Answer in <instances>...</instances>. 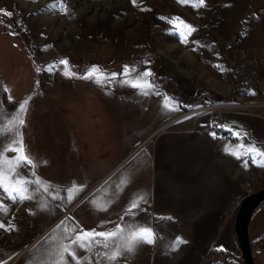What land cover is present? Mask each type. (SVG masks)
<instances>
[{"label":"crops","instance_id":"0c3cea01","mask_svg":"<svg viewBox=\"0 0 264 264\" xmlns=\"http://www.w3.org/2000/svg\"><path fill=\"white\" fill-rule=\"evenodd\" d=\"M22 47L30 55L29 48ZM33 63L30 59L29 69ZM56 81L53 93L38 75L24 93L15 95L10 88L4 92L6 103L0 105V123L6 131L23 116L25 125L20 132L26 150L37 162L36 175L56 186L61 198L53 199L41 191L35 201L13 202L0 188V223L13 226L11 231L0 228V250L11 247L10 254L0 260L23 255L38 237L61 221L65 226L60 238L66 244L76 235L73 227L100 232L116 225H146L158 231L161 236H156L153 244H141L134 252L125 253L131 259L145 260V254L152 255L157 244L156 252L161 254V239H174L175 229L186 230L189 240L200 248L197 255L201 264L212 248L234 250L231 198L239 190L240 169H254L255 165L245 159L239 146L253 145V140L244 135L229 140L218 133L213 138L199 117L177 114L179 108L173 100L165 102L153 88L143 95L129 86L127 78L121 77L114 87L110 81L100 83L75 75ZM28 96L27 113L14 117L19 103ZM165 103L174 110L164 107ZM247 129L250 132L251 128ZM8 140L0 139V147ZM232 152H238L240 158ZM7 156L11 159L16 153L10 151ZM19 171L35 179L30 165ZM73 184L78 187L69 200L63 189ZM33 188L35 185H29L30 190ZM138 194H143L145 201L134 217L126 215V208ZM259 207L250 220L256 225L250 244L254 263L264 264V216L262 220L257 217L264 205ZM33 218L38 232L34 236ZM219 230L225 232L224 239L217 237ZM110 242L123 241L118 238ZM80 250L84 251L77 248V255ZM176 255L169 248L162 257L175 260Z\"/></svg>","mask_w":264,"mask_h":264},{"label":"rangeland","instance_id":"374dc122","mask_svg":"<svg viewBox=\"0 0 264 264\" xmlns=\"http://www.w3.org/2000/svg\"><path fill=\"white\" fill-rule=\"evenodd\" d=\"M62 2L66 12L59 10L60 0H0V22L11 28V32L0 31V81L14 89L15 95L27 91L37 75L53 93L56 80L68 76L62 71L65 66L58 63L60 60L68 62L69 73L81 77L97 66L108 77L104 81H110L113 87L121 77L130 79L121 75L127 66L133 70L132 76L150 72L146 79L154 85L153 90L169 97V102L173 100L179 108L177 114L199 117L211 132L229 140L237 139L233 133L238 131L239 136L253 140V145L264 151V0H205L204 6H193L195 0H137L136 4L132 0ZM185 25L196 31L187 36V42H181L179 33L189 31ZM22 44L29 48L30 55ZM30 59L35 61L31 69ZM50 64H55V69L45 71ZM37 68L41 70L36 71ZM113 73L117 74L114 79ZM18 80V84L14 83ZM5 103L4 91L0 90V105ZM215 108L222 110L219 129L212 122L211 110ZM244 128H251L250 132ZM245 159L252 161L251 155H245ZM256 159L259 162L262 158ZM263 187L264 167L255 163L254 169L241 168L239 190L231 198L234 216L240 199ZM262 216L264 207L257 217L262 220ZM34 222L33 218V236L38 233ZM61 222L38 237L23 255L0 260V264H51L54 248L67 245L60 238L65 226V221ZM255 228V223H250L249 238ZM221 231L217 237L224 239L225 232ZM231 231L233 234V228ZM174 232V239H161V254L156 252L157 244L152 255L145 254V260L124 254L115 264H201L202 258L197 255L200 248L189 240L187 231ZM177 237L186 243L179 245L175 260L162 257ZM116 245L110 242L107 249L97 245L80 250L77 256L90 257L91 264H109L104 253L110 254ZM7 250H0V258L9 255L11 247ZM65 260L75 264L68 254Z\"/></svg>","mask_w":264,"mask_h":264},{"label":"snow or ice","instance_id":"6c2138e0","mask_svg":"<svg viewBox=\"0 0 264 264\" xmlns=\"http://www.w3.org/2000/svg\"><path fill=\"white\" fill-rule=\"evenodd\" d=\"M133 4H136L137 0H132ZM181 3H189L192 0H180ZM197 3L200 6L205 5V0H195L193 2V6H196ZM56 7L57 5H52ZM59 10L61 12H66V7L63 6L62 0H60ZM3 11V10H0ZM6 15H11V13H5ZM161 19L167 20L168 18L162 17ZM181 23H183L181 21ZM189 31L187 34L184 32H180L181 42H187V36H190L192 32L196 31L194 27L191 25H185ZM14 34V33H13ZM193 43H196L195 41ZM59 64L64 65L65 68L62 70L66 75H75L74 73H69L67 65L68 62L66 60L58 61ZM55 69V64H50L47 66L45 71L52 72ZM41 69L37 68L36 71H40ZM132 69L125 66L124 72L121 75H126L130 77L129 81H123L125 83H129V86L136 88L141 91L143 95H148L150 89L154 88V85L146 79V77L150 76L151 73L148 71L137 73L136 76H132ZM117 74L113 73L111 78H116ZM83 79H95L97 82L102 83L104 80H107L108 77L102 72L100 68L97 66H93L89 69L83 77ZM103 78V79H101ZM146 86V87H145ZM147 89V90H146ZM0 90L4 92L8 91L7 86L3 84V81H0ZM251 95H255V92L250 93ZM9 100L12 99L11 96L8 97ZM165 102H167L170 98L164 96L162 98ZM31 100V96L26 97L23 101H21L16 109V112L13 114L15 117L19 113H27L28 108L27 105ZM164 107L169 108L170 110H174L168 103L164 104ZM25 125V119L23 116H20L17 123L9 127L6 131L4 130V126L0 123V139L4 137H9L8 144L0 147V188L3 189L5 193H7L8 197L16 202L17 200L25 201L32 200L35 201L36 197L43 191L47 196H50L53 199L61 198L59 196V189L56 186H53L48 181L43 180L41 177L36 175L35 168L38 166L35 159L31 156V153L26 150V146L23 142V135L20 132V128ZM236 136H239L238 132L233 133ZM210 135L215 138V133H210ZM240 148L244 149L245 155H251V159L253 163H257L258 166L264 167V151H261L255 145H240ZM15 152L16 156L13 158H9L7 156L8 152ZM232 155H235L237 159L240 158V154L238 152H232ZM261 157V161H257L256 157ZM25 165H30L33 169L32 176L35 179H30L25 177L20 173L19 169L24 167ZM29 185H35V188L32 190L29 189ZM42 185L44 187H42ZM78 187L73 184L72 186L63 189V191L67 192L68 199L71 200L73 197L71 196V192L74 188ZM2 199V198H0ZM145 201V197L143 194H138L128 205L126 208V215L135 216V210L139 208L140 204ZM41 208H45L46 205L38 204ZM3 206L0 205V209ZM123 219V218H122ZM171 219V218H168ZM63 224V221L61 222ZM59 228L60 225H57ZM0 228H4L6 231L13 230V226L4 225L0 223ZM72 232H75L76 235L72 237L70 244H61L59 247L54 248V250L50 253L52 257L51 264H67L65 260V254L71 256L72 260L75 264H83L84 261H87L88 264H91L90 257H80L76 254V249H84L85 251L99 245L105 249L110 247V241L115 239H122V243L116 245L115 248L111 250V253H104V256L109 264H115V262L124 256L125 253H132L136 250V248L141 244H153L156 239L155 232L153 229L146 225H138L132 227H121V225H116L113 229L109 231H100L97 232L95 230L86 231L82 228L77 231L76 227L71 229ZM125 232L127 235L125 236ZM186 243L180 237H177L172 244V250L176 251L180 244ZM73 245L75 247H73ZM99 254V253H97Z\"/></svg>","mask_w":264,"mask_h":264},{"label":"water","instance_id":"95a60500","mask_svg":"<svg viewBox=\"0 0 264 264\" xmlns=\"http://www.w3.org/2000/svg\"><path fill=\"white\" fill-rule=\"evenodd\" d=\"M263 202L264 187L256 191L246 193L239 201L233 220V232L239 250L237 260L238 264H255L251 252L248 227L253 212Z\"/></svg>","mask_w":264,"mask_h":264},{"label":"trees","instance_id":"16d2710c","mask_svg":"<svg viewBox=\"0 0 264 264\" xmlns=\"http://www.w3.org/2000/svg\"><path fill=\"white\" fill-rule=\"evenodd\" d=\"M238 247H235L234 250H220V249H210L207 252L206 258L202 264H207L213 259L223 261L225 264H238Z\"/></svg>","mask_w":264,"mask_h":264},{"label":"built area","instance_id":"2783aa9c","mask_svg":"<svg viewBox=\"0 0 264 264\" xmlns=\"http://www.w3.org/2000/svg\"><path fill=\"white\" fill-rule=\"evenodd\" d=\"M0 31L1 32H11V28L3 23V22H0ZM212 111V122L214 124V128L215 129H219V126L221 125L220 124V120H221V117H222V110L221 109H214V110H211Z\"/></svg>","mask_w":264,"mask_h":264}]
</instances>
